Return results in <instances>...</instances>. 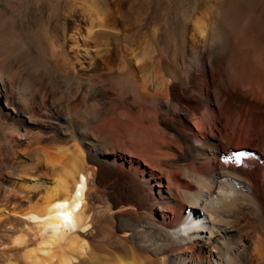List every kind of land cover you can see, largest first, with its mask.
Segmentation results:
<instances>
[{
	"label": "bare ground",
	"instance_id": "bare-ground-1",
	"mask_svg": "<svg viewBox=\"0 0 264 264\" xmlns=\"http://www.w3.org/2000/svg\"><path fill=\"white\" fill-rule=\"evenodd\" d=\"M88 7L105 11L99 0H88ZM108 9L105 23L100 14L90 17L82 41L73 19L63 57L51 48L50 60L41 53L35 60L31 46L0 13V97L17 114L11 120L9 112H0V175L12 184L4 191L0 184V232L7 237H0V246L7 247L0 254H16L0 264H264V144L258 149L246 143L253 133L264 143V65L240 64L224 75V48H212L220 85L240 89L253 109L244 138H234L244 122L238 125L242 109L233 92L216 111L204 113L200 127L185 94L192 72L211 62L199 41L207 13L196 18L191 54L180 66L151 50L138 55L125 34L119 48H97V32L118 10L115 4ZM145 61L161 63L165 73L152 77L143 71ZM36 109L45 114L42 125L33 116ZM151 140L158 141L157 163L145 159ZM129 143L147 148L142 176L141 165L130 161L138 181H157V170L169 167L179 177L154 182L146 197L158 211L149 204L135 223L125 219L123 237L114 239L99 221L126 204L102 194L100 174L104 160L116 163L120 153L139 156ZM4 148L26 169L18 178L10 176ZM248 149L255 155L240 163L222 159ZM109 249L117 255L108 257Z\"/></svg>",
	"mask_w": 264,
	"mask_h": 264
},
{
	"label": "rangeland",
	"instance_id": "rangeland-1",
	"mask_svg": "<svg viewBox=\"0 0 264 264\" xmlns=\"http://www.w3.org/2000/svg\"><path fill=\"white\" fill-rule=\"evenodd\" d=\"M99 1L105 11L109 8L107 10L109 13L114 10V4L118 10L110 14L113 17V21L111 22L109 19V22L107 21L108 25H104L106 28L102 26L100 31L97 32L95 41L97 48H119L118 44L121 40V35L125 34L127 36L126 39L130 42V47L136 48L138 55L151 50L157 57H164L180 66L184 65L186 57L191 54V48L193 47L192 36L195 33L193 27L196 18L202 12H206L208 15V27L203 34L204 36L199 37V41L201 40L202 46L208 49L205 56L211 62L206 63L205 70L192 72L194 78H192L191 87L186 89L185 99L195 111L197 124L203 126L204 113L216 111L220 105V100L223 101L233 92L235 96H232L235 97L236 104L241 106L242 109L241 118H238V125L240 121L241 123L244 122V124L242 123L243 125L241 124L242 127L244 126V130L239 125L241 132L238 129L235 132L236 134H234V138H244L246 136H243L245 134L243 131L248 127L249 118H251L250 110L253 107L251 108L252 105L250 103L248 108V103L243 102L244 97H242L243 94L240 89L237 88L232 91L229 88L227 89V85H220L217 75L212 72L211 63L215 61L212 48H224L226 58L223 68L224 75L228 74L230 76L240 64H243L241 67L244 66L246 69L248 64L249 67L253 65L252 67L255 69H259L262 64L264 65V0ZM85 5H88V0H0V13L13 24L17 36L22 37L26 44L31 46L29 48L30 50L32 49L35 60L38 53L44 54L45 58L50 60L48 55L51 48L55 49L58 53L57 57L61 59L63 57L62 48H68L67 42L73 19L77 23V28H75L78 31L79 41H82L81 34L84 33L85 25L90 17L101 15L103 17L102 22L105 23L104 17L108 15L107 12L106 15L103 10L104 14H102L103 12L100 13L93 7L90 9L89 7L85 8ZM3 44V38L0 35V45ZM261 62L262 64L259 65ZM159 64L145 61L143 71L149 72V74L152 73L151 75L154 78L159 77L160 74L165 73V68L161 63ZM263 80L261 81L262 86ZM257 105L261 108L263 104L258 103ZM0 112L5 114L9 112L11 120L16 119L17 114L6 106L5 96L0 97ZM243 113L244 115H242ZM33 116L36 117L41 125L44 123L45 114L39 109L34 111ZM83 116L86 117L85 114ZM10 132L14 136L18 134L16 130ZM246 141L247 145L251 146L253 144L252 146H257L258 149L263 148L262 139L254 133L248 135ZM157 142L151 140L150 148L152 153H149L150 156L146 155L147 157H145L152 163H157L159 160L156 150ZM244 144L243 142L239 143L241 146H244ZM136 145L129 143V149L138 153L139 156L135 157L120 153L117 155L118 161H115L116 163L104 160L102 164L104 167L100 174L104 185H102L101 189L102 194L109 196V200L112 203L123 201L126 204L124 209H116L112 217L103 218L99 221L100 225L105 226L106 231L113 234V238L116 235L123 237L122 225L125 219H130L135 223L141 217V210L146 209L150 204V200L146 195L148 196V193L154 191V182H160V179H163V183L166 184L167 175L169 174L174 176V178L179 177L177 169L169 167L167 171L157 170L161 177L157 181L151 180L149 183L146 180L138 181L135 168H130V161L133 160L136 165H141L137 171L142 176L143 167L147 168V165L143 162V156L147 148L142 143ZM234 145L238 146V144ZM3 153L5 154L3 156H6V165L10 166V176L14 178L21 176V171L26 170L22 167L21 161L14 157L15 155L10 148H4ZM2 169L5 172L6 168L2 167ZM148 169L150 170L149 167ZM146 177L150 178L149 175H146ZM0 178L3 191L8 189V186L9 188L12 187L10 181L3 179L2 175H0ZM109 182L110 185H108ZM2 197H5L4 194ZM150 206H152L153 210H157L158 205L150 204ZM153 206H156V209ZM176 211L179 215L182 213L181 202L178 203ZM3 234V232H0V237L7 240V237H4ZM5 248L7 247L5 246ZM5 248L0 246V250ZM7 251L0 254V263H4L8 256H16L15 253L11 254L10 251ZM105 254L108 257H114L117 252L109 249Z\"/></svg>",
	"mask_w": 264,
	"mask_h": 264
},
{
	"label": "snow or ice",
	"instance_id": "snow-or-ice-1",
	"mask_svg": "<svg viewBox=\"0 0 264 264\" xmlns=\"http://www.w3.org/2000/svg\"><path fill=\"white\" fill-rule=\"evenodd\" d=\"M255 153L251 150H233L232 154L230 156H225L222 159H224L225 162H228L231 160L233 157L236 159L237 163L241 162L242 157H251L254 156Z\"/></svg>",
	"mask_w": 264,
	"mask_h": 264
}]
</instances>
